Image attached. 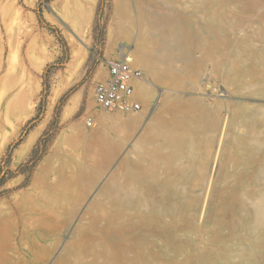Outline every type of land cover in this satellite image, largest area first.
Listing matches in <instances>:
<instances>
[{"label":"rangeland","instance_id":"rangeland-1","mask_svg":"<svg viewBox=\"0 0 264 264\" xmlns=\"http://www.w3.org/2000/svg\"><path fill=\"white\" fill-rule=\"evenodd\" d=\"M123 50L135 112L96 100ZM2 164L0 264H264V0H0Z\"/></svg>","mask_w":264,"mask_h":264},{"label":"built area","instance_id":"built-area-1","mask_svg":"<svg viewBox=\"0 0 264 264\" xmlns=\"http://www.w3.org/2000/svg\"><path fill=\"white\" fill-rule=\"evenodd\" d=\"M107 67L108 77L99 81L95 88L98 104L123 112L142 109V102L137 97L136 82L144 80V72L134 65L133 56L123 50L118 58L107 62Z\"/></svg>","mask_w":264,"mask_h":264},{"label":"trees","instance_id":"trees-1","mask_svg":"<svg viewBox=\"0 0 264 264\" xmlns=\"http://www.w3.org/2000/svg\"><path fill=\"white\" fill-rule=\"evenodd\" d=\"M37 15H38V18H39L41 23H45V25L47 27H49L52 31L56 32L58 39L67 48V43H66L63 35L61 34L60 30L56 26L46 22V20H45V18L43 16V10H42V6L41 5L37 9ZM43 93H44V96H43V99L41 101V104H40V107H39V110H38L37 114L35 116H33L31 119L28 120V122L25 125V127L23 128V131H22L21 135L19 136V138L9 145V148L7 150V154L4 157V161L5 162L9 159L10 154L12 153L13 149L16 148L17 146H19L24 141V138L28 134V132L42 118L43 113L45 112V109H46V107H45L46 106V99H47V96L49 94L48 93V86L44 89ZM63 102H64V97L61 98V100L59 101V104L56 107L55 118L58 117V108L60 106H62ZM49 132H50V129L47 130L44 133L43 137H41V140H42V138H45L46 134H48ZM39 153H40L39 149L33 151V154L31 155V158L29 159V163H31L32 166H34L38 162V160L40 158ZM3 167H4V164H2L1 167H0V186L5 182L6 178L8 177V175L3 172Z\"/></svg>","mask_w":264,"mask_h":264},{"label":"crops","instance_id":"crops-1","mask_svg":"<svg viewBox=\"0 0 264 264\" xmlns=\"http://www.w3.org/2000/svg\"><path fill=\"white\" fill-rule=\"evenodd\" d=\"M118 57H119V56H118ZM118 57H116V58H118ZM114 59H115V58H114ZM107 77H108V72H107V75L105 76V78H103V79H106ZM103 79H102V80H103ZM143 84H145L143 80H142V81H137V82H136L137 97H138L139 100L142 102V105H143V99H145V95L143 94V93H144V92H143V89L145 90V92L148 91V89L144 88ZM143 97H144V98H143ZM122 120H123V121H126V122L128 121V119H126V118H124V119H122ZM36 134H37V133L35 132V133H32V134L30 135L27 144L21 148V150L19 151V153L24 152V151L28 148V146L31 145V143L34 141V139H35V137H36ZM101 140L103 141L104 138L101 137ZM12 221L15 222V219H12Z\"/></svg>","mask_w":264,"mask_h":264}]
</instances>
